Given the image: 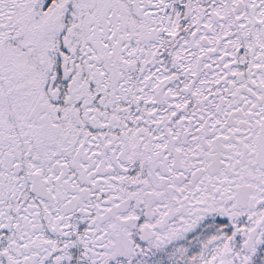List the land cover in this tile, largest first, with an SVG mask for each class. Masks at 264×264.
Here are the masks:
<instances>
[{"label": "snow or ice", "instance_id": "6c2138e0", "mask_svg": "<svg viewBox=\"0 0 264 264\" xmlns=\"http://www.w3.org/2000/svg\"><path fill=\"white\" fill-rule=\"evenodd\" d=\"M0 264H264V0H0Z\"/></svg>", "mask_w": 264, "mask_h": 264}]
</instances>
